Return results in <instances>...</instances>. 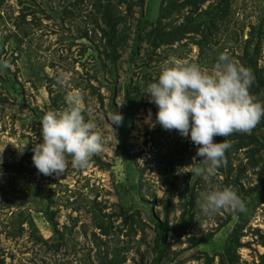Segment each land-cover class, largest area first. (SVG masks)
Masks as SVG:
<instances>
[{
	"label": "rangeland",
	"instance_id": "rangeland-1",
	"mask_svg": "<svg viewBox=\"0 0 264 264\" xmlns=\"http://www.w3.org/2000/svg\"><path fill=\"white\" fill-rule=\"evenodd\" d=\"M119 1L0 0V60L10 65L0 69V261L206 264L208 253L213 264H223V258L226 264H264V202L253 203L264 196L258 179L264 161L254 167L245 150L232 153L234 168L245 167L244 189L226 183L224 165L212 175H191L188 169L205 166L193 160L196 146L175 130L149 126L146 117L151 112L154 120L156 113L145 93L164 61L188 59L212 71L227 52L243 64L249 41L247 62L258 56L264 67V0H231L229 16L219 22L224 0H208L196 14L189 5L166 18L160 17L167 0ZM209 11L211 27L172 44L150 45L147 35L160 20L171 31L187 25L191 14L199 21ZM114 20L128 37L111 54L104 36ZM73 96L102 133V150L86 168H73L68 157L64 173L43 175L32 161L41 119L66 109ZM117 110L124 119L114 128L109 116ZM255 128L264 132V123ZM173 182L177 190L167 220ZM250 186H256L253 194L246 192ZM223 187L245 206L256 205L250 218L235 210L212 216L201 211L200 193ZM242 232L243 246L228 253Z\"/></svg>",
	"mask_w": 264,
	"mask_h": 264
},
{
	"label": "clouds",
	"instance_id": "clouds-1",
	"mask_svg": "<svg viewBox=\"0 0 264 264\" xmlns=\"http://www.w3.org/2000/svg\"><path fill=\"white\" fill-rule=\"evenodd\" d=\"M8 67L6 60H0V69ZM254 79L252 71L227 52L219 54L212 71L188 59H168L145 90L157 108L155 119L149 112L146 122L152 128L159 124L190 139L197 148L193 160H202L205 166H195L187 172L212 175L222 166L225 152L231 147L226 138L234 132H250L264 118V103L249 91ZM123 119L118 110L109 116L114 128ZM216 136L224 139L217 142ZM40 137L32 148V161L46 176L64 173L68 157L73 168H86L90 157L100 152L104 143L96 123L85 118L75 96L63 111L50 110L42 117ZM199 207L208 216L221 210L246 211L244 201L229 187L202 191Z\"/></svg>",
	"mask_w": 264,
	"mask_h": 264
},
{
	"label": "trees",
	"instance_id": "trees-1",
	"mask_svg": "<svg viewBox=\"0 0 264 264\" xmlns=\"http://www.w3.org/2000/svg\"><path fill=\"white\" fill-rule=\"evenodd\" d=\"M207 1L208 0H185L183 2H179V0H167L168 6L164 9V13L161 14L160 18L171 17L172 15H174L176 10L181 12L183 9L189 7V5L192 6V8L194 10L192 13L196 14L202 8V5L205 4ZM125 2L128 3L129 0H120L119 1V3H125ZM152 5H153V3H152ZM230 7H231V0H224L222 3L221 11H218L216 14V18L218 20L217 22H219L221 20H225L229 16L230 9H231ZM129 11H130L129 14L133 13L132 8H129ZM210 16H211V12L209 11L208 14L201 15L199 18V21H196V19L191 14L189 17L186 18L187 25H182L181 27H176V28L172 29L171 31H167L166 30L167 24L163 25L162 20H160L157 23L155 29L152 30L147 35L149 37L148 41H149L150 45L156 46V47H159L163 44H172L176 41H180L189 33L200 32L201 27L203 25H205V27H208V26L211 27V25L209 24ZM113 17H112V19H113ZM120 19H122L124 21L126 20L124 17H121V16H120ZM114 22H115L114 24H111V30L109 32H106L105 36H104L106 39V42H107V44H106L107 48L106 49H108L111 54L112 53L116 54L118 52V48L126 43L127 37H128L127 32H125V31L120 32L119 31L118 21L114 20ZM213 27H214V29L217 28L216 22L213 23ZM209 30H212V29L210 28ZM211 33L212 32L210 31L209 33L205 34V36L213 35ZM251 42L252 41H249L250 45L248 47V50L245 52L246 54H244V56L242 57L243 65L252 71L254 78H255L253 81V84L251 85V87L249 89L250 93L253 96H255L259 102L264 103V67L259 66L258 56L256 58L250 59L251 63L247 62V58L251 54L250 53ZM106 49L103 50L104 53H106ZM258 54H259V52L257 53V55ZM110 59H112L113 61H117V57L112 56V58H110ZM54 105L55 106L59 105L57 103L56 98L54 101ZM153 108H154V111L156 113L157 108L154 104H153ZM260 122L264 123V118H262L260 120ZM125 128H127V127H125ZM214 139H215V141L219 142V141H222L224 139V137L216 136V137H214ZM226 139L228 142L231 143L230 149L226 150V152H225V160H224V163L222 164V167H223V165H224V167H227L226 169L223 170L227 174V177H226L227 182L226 183L227 184H234V185L239 186L242 189H244L245 186L243 187L240 183L243 181V179L245 177V167H243L240 164V166L237 169L234 168V166H233L234 162L232 160L233 159L232 153L238 152L239 150H245L246 154L249 158L250 165H252L254 167L258 166L260 164V162L264 161V132H259L254 127V130H252L251 133L250 132L249 133L248 132L247 133L236 132V133L230 135ZM135 159H137V157H135ZM15 169L17 172L23 171L22 168H15ZM235 170H238V173L233 177V173ZM258 175H259L258 179L260 181V183H259L260 186L264 185V166L258 172ZM231 177H233V178H231ZM174 185H175V182H173L172 185L170 186L169 194L167 195V197H168V202L166 204L167 205V212H166L167 220L170 217L171 211L174 209V206L172 204V199H173V197H175L176 190H177V188L174 187ZM187 186H186V188H187ZM185 189H184V191H185ZM254 190H256V186H250L249 188H247L246 192H248L249 194H251V193L253 194ZM262 190L264 191V189H262ZM184 191H183L182 197L184 196ZM192 198L195 199L194 196ZM263 202H264V196H260L259 202H253V203L261 204ZM255 204L246 205V211H244V212H245L247 218L249 216L251 217V215L253 214V212L256 208ZM193 205H194V202H192V206ZM21 214L24 215V212H22ZM242 220L246 221L245 218ZM98 225L100 226L99 228L102 230V232L104 234L109 233L108 227L104 223L99 222ZM244 226H245V224H244ZM244 226L242 225V230H243ZM243 235H244L243 232L240 233L237 236L235 242L229 244L228 253L231 251H234L236 248L243 246V243L241 242V238ZM205 255H206V264H213L214 263V256H211L208 253H206ZM262 257L264 258V256H262ZM222 263L226 264L224 258H223ZM0 264H5L4 260H1ZM102 264H104V263H102ZM110 264H122V262H118L116 259H114L110 262Z\"/></svg>",
	"mask_w": 264,
	"mask_h": 264
}]
</instances>
